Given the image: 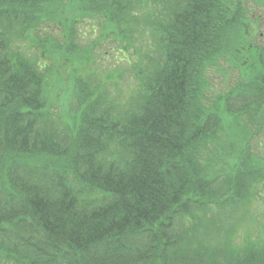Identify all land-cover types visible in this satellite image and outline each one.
Segmentation results:
<instances>
[{
    "label": "trees",
    "instance_id": "16d2710c",
    "mask_svg": "<svg viewBox=\"0 0 264 264\" xmlns=\"http://www.w3.org/2000/svg\"><path fill=\"white\" fill-rule=\"evenodd\" d=\"M253 4L264 0H0V264H264V238L234 239L246 219L261 233L246 207L264 183ZM104 47L148 63L126 112L83 81ZM58 61L77 75L70 89ZM223 64L239 76L211 99ZM59 92L70 110L56 124Z\"/></svg>",
    "mask_w": 264,
    "mask_h": 264
},
{
    "label": "rangeland",
    "instance_id": "374dc122",
    "mask_svg": "<svg viewBox=\"0 0 264 264\" xmlns=\"http://www.w3.org/2000/svg\"><path fill=\"white\" fill-rule=\"evenodd\" d=\"M253 8H254L253 11H255L256 15L259 18L255 23L257 26L260 27V31L264 32V4L263 5L253 4ZM88 25L89 24L85 22V23L79 24L78 26V29L81 32V34L82 35L84 34V36H86L84 38L85 44H88L89 42L92 41V39H96L97 37V33H94L92 31V28L90 29V26ZM47 30L48 32H51L53 34L56 33L55 29L51 26H48ZM145 41L147 43L148 39L145 38ZM22 43L23 42H20L19 44L21 45ZM109 45L115 48L116 42L114 41L108 44V46ZM26 47L27 45H23V48H26ZM105 49H107V47H104L100 55H98L96 51L92 52V54L93 55L95 54V55L92 59L91 64L87 67V69L84 72L83 81L87 83L88 85L90 83L93 88L97 87L101 94L108 97V100H111V98H113V100L115 98H118V101L116 102L118 104V108L121 109L122 112H126V110L130 108L131 103H132V106L134 105L135 99L136 97H138L136 95L138 94L139 87H140L141 68H142V71H145V68L146 66H148V63L143 66L141 65L136 66V64L140 63L137 60L139 55H136L133 49L130 51L131 54L128 53L129 57L131 58V62L129 64L125 57L127 56L126 53L123 52V53H118V55H116L115 52L112 51V49H109V50L107 49V51H105ZM158 59H159V55L157 54V51H156V53L153 56L152 61H157ZM64 63H65L64 61H58L60 69H58L57 67H54L53 74L59 73L60 75H63L65 77L66 72H65ZM144 63L146 62L144 61ZM222 68L231 77L235 78V76H238V71L235 70L234 68H228L227 66H222ZM108 71L112 72L113 74L108 75ZM213 78L219 88H222L223 86L226 85L224 82L222 73L214 72ZM52 83H54L52 85H54L55 89H57V84L54 81H52ZM63 85L66 87V89H70V87L72 86L68 84L67 81H65ZM59 86L61 87L62 85L59 84ZM221 90H224V89H221ZM69 110L70 108L65 107V105H63L62 103H57V105H53L54 118H51V120L56 121V124L58 122L65 123L66 121H68V116L65 117V115L68 114ZM221 138H222L221 141L224 144H229L230 142L229 137H227L226 135L225 136L221 135ZM226 161L227 160L224 157H220V158L218 157V162H221L222 164H224ZM224 179H228V177H224ZM258 190H259L257 194L258 203L255 206H252V205L246 206L247 211L252 210V212L250 213L255 214L257 217V223L253 222L254 229H258V223H264V183H260L258 185ZM209 211L212 213H209L207 217H210L214 213L216 214L218 213L217 208H211V210ZM218 215H219V219H217V222L219 223L223 215L221 214H218ZM246 220L242 222V225L248 228L251 225V222L248 223L246 222ZM244 227H242L241 230L237 233V235L234 236V239L238 243L242 241V236L240 235V233L243 232L242 230L244 229ZM246 235L247 234H244V236ZM252 238L259 239L258 237H252ZM213 239H214V242H216L219 239V236L215 235Z\"/></svg>",
    "mask_w": 264,
    "mask_h": 264
}]
</instances>
